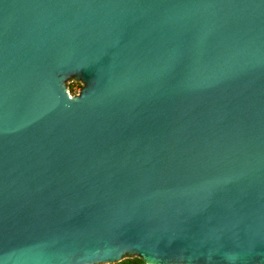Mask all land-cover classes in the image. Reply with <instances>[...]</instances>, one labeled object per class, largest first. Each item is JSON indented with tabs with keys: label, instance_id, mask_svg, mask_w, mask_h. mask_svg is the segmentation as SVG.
I'll list each match as a JSON object with an SVG mask.
<instances>
[{
	"label": "water",
	"instance_id": "95a60500",
	"mask_svg": "<svg viewBox=\"0 0 264 264\" xmlns=\"http://www.w3.org/2000/svg\"><path fill=\"white\" fill-rule=\"evenodd\" d=\"M125 255L264 264V0H0V264Z\"/></svg>",
	"mask_w": 264,
	"mask_h": 264
},
{
	"label": "trees",
	"instance_id": "16d2710c",
	"mask_svg": "<svg viewBox=\"0 0 264 264\" xmlns=\"http://www.w3.org/2000/svg\"><path fill=\"white\" fill-rule=\"evenodd\" d=\"M72 82L74 84H79L80 85V83L78 81H72ZM66 88L68 89L69 93L72 92V94H74V86H73V84L66 86ZM111 264H145V263L143 262L142 259H140L137 256L125 255V256L122 257V259L120 261L115 262V263H111Z\"/></svg>",
	"mask_w": 264,
	"mask_h": 264
},
{
	"label": "rangeland",
	"instance_id": "374dc122",
	"mask_svg": "<svg viewBox=\"0 0 264 264\" xmlns=\"http://www.w3.org/2000/svg\"><path fill=\"white\" fill-rule=\"evenodd\" d=\"M72 81V79H68L66 82H65V85L68 86V85H72L74 86V94L77 92V90L79 89V87L81 86V84H74ZM68 90V89H67ZM72 95V92L70 93Z\"/></svg>",
	"mask_w": 264,
	"mask_h": 264
},
{
	"label": "built area",
	"instance_id": "2783aa9c",
	"mask_svg": "<svg viewBox=\"0 0 264 264\" xmlns=\"http://www.w3.org/2000/svg\"><path fill=\"white\" fill-rule=\"evenodd\" d=\"M67 92H68L69 95H71L68 90H67Z\"/></svg>",
	"mask_w": 264,
	"mask_h": 264
}]
</instances>
